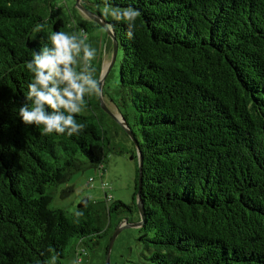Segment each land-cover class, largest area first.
<instances>
[{
    "label": "trees",
    "instance_id": "16d2710c",
    "mask_svg": "<svg viewBox=\"0 0 264 264\" xmlns=\"http://www.w3.org/2000/svg\"><path fill=\"white\" fill-rule=\"evenodd\" d=\"M52 1L0 0V264H62L73 251L82 264L81 245L93 251L126 208L87 198L72 213L50 208L49 189L106 157L88 96L71 137L18 115L33 52L52 32H87ZM105 3L81 0L122 55L115 106L142 157L146 264H264V0H107L141 12L131 39Z\"/></svg>",
    "mask_w": 264,
    "mask_h": 264
},
{
    "label": "rangeland",
    "instance_id": "374dc122",
    "mask_svg": "<svg viewBox=\"0 0 264 264\" xmlns=\"http://www.w3.org/2000/svg\"><path fill=\"white\" fill-rule=\"evenodd\" d=\"M52 6L59 14H65L71 25L77 24L79 19L82 20L79 23L87 27V32L85 34L78 32L77 35L81 38L86 36L85 43L95 50V58L90 62L92 69H94V77L97 76V79L100 80L105 73L100 86L101 92L98 94L99 107L103 114L94 106L96 94H86L85 96L89 97V101L93 105V111L100 120L99 124L104 132L103 146L106 157L100 166L101 170H98V168H85L82 172L73 173L67 183L49 189L48 192L52 196L50 208L72 213L82 198L100 204L103 203L107 207L125 206L126 208H119L117 212H112L110 219H107V226L110 224L108 234L100 241L99 246L94 247L91 251L81 245V247L86 248L88 253L82 264H105L104 246L106 242L109 244L114 235L115 239L109 252V264H146L144 256H148V253L143 251L142 245L136 240L139 236L138 228L129 226L139 222L138 201L134 188L138 167L137 150L120 124L102 108L103 104L122 122L121 115L115 106L119 89L118 75L121 52L117 53L112 63V42L110 38L100 26L92 22L75 7V0H53ZM77 67H83L82 61ZM81 113L84 115L90 114L89 111H82ZM90 177L94 181L91 185H88L87 182ZM102 182L106 184L105 189L101 187ZM68 188L71 189V192H68ZM106 195L109 197L107 203L105 202ZM120 226L124 227L120 229ZM61 261L62 264H77L74 251L69 254V257Z\"/></svg>",
    "mask_w": 264,
    "mask_h": 264
},
{
    "label": "clouds",
    "instance_id": "9594fccd",
    "mask_svg": "<svg viewBox=\"0 0 264 264\" xmlns=\"http://www.w3.org/2000/svg\"><path fill=\"white\" fill-rule=\"evenodd\" d=\"M103 12L125 22L126 35L133 38L135 21L141 16L138 9L115 10L106 0ZM48 39L51 46L44 45L39 53L33 52L32 59L26 62L32 74L26 96L30 104L22 105L18 115L26 126H42L43 135L56 133L71 137L85 129L76 119L85 106V95H98L101 91L90 63L95 58V50L85 43L86 36L81 38L74 33L55 31ZM81 61L83 67L78 69Z\"/></svg>",
    "mask_w": 264,
    "mask_h": 264
},
{
    "label": "water",
    "instance_id": "95a60500",
    "mask_svg": "<svg viewBox=\"0 0 264 264\" xmlns=\"http://www.w3.org/2000/svg\"><path fill=\"white\" fill-rule=\"evenodd\" d=\"M75 7L77 9H79L86 17H88L90 20H92V22H94L95 24L100 26L106 32V34L108 35V37L110 38V40L112 42V63H113L115 60V57L118 53V44H117L115 35L113 34V31L111 29H109V27L103 22V20H101L96 14H94L90 10L84 8L81 5V0H75ZM104 74H103V77L99 80L100 86H101V83L104 79ZM102 108L120 124V126L123 128L126 135L132 140V142H133V144L137 150L139 174H138V186H137L136 195H137V201H138L137 210H138V214H139V222H137V224H135V225H129V226H135V227L139 228L142 226V221H143V204H142L141 199H140L142 157L138 151V143H137L133 133L130 131L127 123L125 122V120L122 117H121V119H122V122H121L109 110H107V108L103 104H102ZM123 227L124 226H120V229ZM126 227H128V225H126ZM114 239H115V235L112 236V238L109 241L108 249H107L106 257H105V264H109V252L111 250Z\"/></svg>",
    "mask_w": 264,
    "mask_h": 264
},
{
    "label": "built area",
    "instance_id": "2783aa9c",
    "mask_svg": "<svg viewBox=\"0 0 264 264\" xmlns=\"http://www.w3.org/2000/svg\"><path fill=\"white\" fill-rule=\"evenodd\" d=\"M100 168H101V167H98V170H101ZM93 181H94V179H93L92 177H90L89 180H88V182H87V184H88V185H91V183H92ZM101 187L105 189V188H106V184L102 182V183H101ZM107 199H109V197H107V195H106V196H105V202H106V203H107ZM81 254L84 255V251H83V250L81 251ZM80 261H81V259L79 258V259L77 260V264L80 263Z\"/></svg>",
    "mask_w": 264,
    "mask_h": 264
}]
</instances>
